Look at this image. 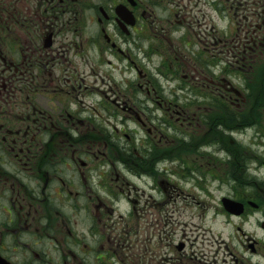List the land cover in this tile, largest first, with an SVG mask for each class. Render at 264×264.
I'll return each instance as SVG.
<instances>
[{"label":"flooded vegetation","instance_id":"obj_1","mask_svg":"<svg viewBox=\"0 0 264 264\" xmlns=\"http://www.w3.org/2000/svg\"><path fill=\"white\" fill-rule=\"evenodd\" d=\"M0 264H264V0H0Z\"/></svg>","mask_w":264,"mask_h":264},{"label":"rangeland","instance_id":"obj_2","mask_svg":"<svg viewBox=\"0 0 264 264\" xmlns=\"http://www.w3.org/2000/svg\"><path fill=\"white\" fill-rule=\"evenodd\" d=\"M120 78V77H119ZM132 80V79H131ZM178 81V80H177ZM183 81V80H182ZM166 97H169V93H165ZM101 101H82L83 107L86 106V110H90L93 115H95L100 122L106 121V126L108 130L111 128L115 129H129L127 130L131 135L133 133H136V138L138 140L142 139V137L146 134L145 128L142 125L140 121H137L135 119L134 112L137 113H143L142 119L145 120V122L148 124L146 127H149V125L156 127L159 131H161L164 135H176V130H185L186 126L182 127L179 122H177L174 118L171 119L170 114L168 112H165V109L167 106L159 107L156 105V103L146 102V101H125L128 104L126 105L127 111L123 112L121 108H112L113 110L110 111V113L103 111L105 109V106L103 105L105 101H103L102 104H100ZM183 102V101H182ZM95 103L97 105L95 106ZM75 104V103H73ZM103 106V107H102ZM94 107H96L97 110H94ZM75 109V106H73ZM73 111V110H72ZM90 114V112H88ZM167 113V114H166ZM92 114L90 116L95 119ZM110 122H107V121ZM111 131V130H110ZM179 132L177 137L178 139H182L183 135H180ZM119 138H123V132L120 131ZM169 161V160H167ZM181 167V166H180ZM180 167L178 166V161H175L173 163V168L176 170H180ZM182 171V170H180ZM178 172V174L180 173ZM166 177V176H163ZM174 177H178L174 176ZM216 195V201L218 200V197L220 195L219 192H215Z\"/></svg>","mask_w":264,"mask_h":264}]
</instances>
